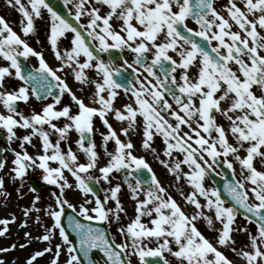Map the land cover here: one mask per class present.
I'll use <instances>...</instances> for the list:
<instances>
[{
    "label": "snow or ice",
    "instance_id": "snow-or-ice-1",
    "mask_svg": "<svg viewBox=\"0 0 264 264\" xmlns=\"http://www.w3.org/2000/svg\"><path fill=\"white\" fill-rule=\"evenodd\" d=\"M62 2L66 9L71 6V20L51 0H6L20 14L25 37L34 34L36 21L48 14L55 67L0 16V58L7 62L0 66V88L9 77L23 82L10 92H0V105L7 113H0V129L9 144L0 151L13 153L14 180L23 181L30 169H38L44 182L60 189L52 193L53 203L44 210L52 223L37 237L50 246L32 253L26 264H34L46 253H51L49 264H61L62 255L63 264H99L93 250L102 254L103 264H131L133 256L138 264H149L148 258H153V264H234L220 248L230 249L243 264H264V0H226L221 9L215 0ZM189 20L198 27H188ZM66 33L71 34V46L61 49ZM111 50L133 54L132 64L123 63L134 73L135 84L127 77L117 80L122 74L112 60L96 54ZM29 56L38 59L39 67L25 75L19 58ZM92 70L95 78L88 74ZM68 77L79 85L80 96L66 82ZM121 90L129 102L117 107ZM88 91L92 97L86 104ZM65 95L71 103H63ZM32 98L45 101L39 111L29 116L18 110V102ZM110 115L127 125L119 134L109 122ZM97 118L106 129L99 133L107 157L103 166H98L100 156L93 139ZM140 127L141 147L151 151L177 183L184 180L191 188L187 193L180 190L184 203L192 206L191 214L161 185L144 157L134 154L128 137ZM17 129L30 131L18 136ZM73 132L78 134L75 143L85 162H79L70 143L61 147V142H70ZM53 134L55 142L50 139ZM121 135L127 139L121 140ZM157 135L163 138L167 160L152 147ZM33 137L40 142L37 154L26 148ZM13 142H18L19 150L11 149ZM109 142L113 151H108ZM5 163L0 158V169ZM234 165L240 169L238 175ZM217 168L231 172L223 185L227 201L218 188L205 184L213 175H225ZM144 171L149 173L147 179ZM114 174L121 177L115 184ZM101 182L108 185L103 198L91 186ZM3 183L0 178V188ZM124 186L135 202V216L126 225L121 222V214L127 213L119 198ZM73 187L82 193L79 205L65 198V190ZM65 207L73 213L67 216V228ZM32 210L26 209L25 215ZM237 216L255 224V233L234 227ZM93 221L116 222L121 241L117 243ZM199 221L216 233L215 243L199 230ZM9 222L0 220L5 226L0 236ZM234 231L248 232V250L236 246ZM57 234L60 243L53 250L51 241Z\"/></svg>",
    "mask_w": 264,
    "mask_h": 264
},
{
    "label": "rangeland",
    "instance_id": "rangeland-1",
    "mask_svg": "<svg viewBox=\"0 0 264 264\" xmlns=\"http://www.w3.org/2000/svg\"><path fill=\"white\" fill-rule=\"evenodd\" d=\"M14 17V16H13ZM10 26L13 27V30L17 32V34H20L21 26L19 20H6ZM23 38V36H21ZM2 60V59H1ZM90 77H95V71H89ZM8 84H5L3 89L1 91H8L7 89ZM14 88H18V86L12 85ZM81 95V94H80ZM85 103H89L92 97V92L85 95ZM129 98L125 94H120V96L117 98L116 105L119 107L120 105L124 103H128ZM63 103L67 104V98L64 96ZM35 108H41V104H37L34 106ZM0 113H6V109L3 108L2 105H0ZM142 119V118H138ZM109 122L112 124L113 128L117 130L118 134L122 127H126V123L118 122L114 119H112L111 115L109 116ZM102 123L100 122L95 127L100 128L102 127ZM185 131V130H184ZM17 135L22 136L26 134L23 131L17 130ZM134 145V154L136 156H142L146 160V162L150 165L153 173H155L157 179L163 185L167 192L177 201V203L180 205L182 210H184L186 213L191 214L192 213V206L186 205L184 203L183 197L180 195V190H183L185 193L191 191V188L189 185L184 181L181 180L179 183L175 180V177L159 162V160L154 158V154L151 151L145 150L141 147V142L143 139L142 136V127L138 128V130L135 132V134L130 133L129 137ZM121 140H126L127 138L123 135L120 136ZM26 148L30 154H37L39 149L34 148ZM108 151H112L114 149L113 143L109 142ZM11 149H18L17 142H13L10 145ZM152 147L156 149V152L160 154L161 159H169L168 157L163 156V149H164V143L163 138L161 136H154L152 141ZM9 148V146H8ZM6 148V149H8ZM100 156L99 164L98 166H103L107 157L103 154L104 152L101 150H97ZM243 154V153H242ZM13 153L10 150H4V160H5V167L3 169H0V178L3 179V187L0 188V220H9V224L6 226L7 231L4 233V235L0 236V249H10L6 252H0V260L4 261V264H26V260L28 257L34 253L35 251L42 250L45 247L50 246L48 242L42 241L37 239V237H40L44 234V230L46 226H50L52 221L50 218L45 214V209L48 208L50 204L53 203V196L52 193L56 192L59 193L60 189L55 185H49L47 189L43 190L40 194H35L31 191L29 186L25 182V178H23V181L21 180H14L13 173L11 172L12 164L11 161L13 159ZM80 161L82 159L79 158ZM53 167L57 166L55 164L52 165ZM31 174H34L35 176H42L41 171L38 169H31ZM185 170L186 167H185ZM238 171V170H237ZM240 171V170H239ZM238 171V173H239ZM65 177L69 180L70 183L74 184L73 178L66 175V171L64 173ZM94 175H99L98 172H94ZM115 175V174H114ZM116 176V175H115ZM42 180V178H41ZM43 181V180H42ZM45 184L46 182L43 181ZM118 183L117 178L113 180V184ZM103 188V195H105V189L108 187L107 184L101 182L100 183ZM206 186L213 187L212 184L207 180L205 182ZM39 197L38 200H36V197ZM65 198L74 205H79L82 200L83 196L82 193H80L75 187L72 189H66L65 190ZM91 198V197H90ZM119 198L121 203L123 204L125 211L127 215L125 216L126 219L124 221H121L123 224H127L130 222L132 218L135 216V202L129 197L128 190L122 188L121 192L119 193ZM35 200V204H33V201ZM203 202V201H202ZM109 207L113 206V202L109 201L108 203ZM26 209H33L29 212V214L25 215ZM39 209V211L35 210ZM14 217V220H13ZM37 218H39V222H37ZM144 222H147V218H142ZM242 221L239 219H236L235 226H243L241 224ZM4 225H0V229L4 228ZM197 227L199 230L205 235L206 238H208L210 241L215 243V237L216 233L213 231H210L207 227V225L203 221L197 222ZM219 227V225H217ZM110 229L112 232L113 237L119 243L121 241V237L117 233V224L116 222L110 223ZM256 229L251 228L249 232L255 233ZM25 233H29V236H25ZM234 239L236 242H239L240 237L243 236L241 233L238 234L235 231L232 233ZM246 236V235H244ZM60 243V238L58 234L53 238L51 241V246L53 247L55 244ZM21 244H26L27 246L24 248H21ZM12 245H16L15 248H12ZM236 246H240V244L236 243ZM149 247H152L150 244ZM241 247V246H240ZM222 252L231 251L230 249L220 248ZM51 259V253H46L43 257H39L37 261L34 262V264H49ZM64 256L62 255L60 260L61 264H63ZM131 264H138V259L136 257H131Z\"/></svg>",
    "mask_w": 264,
    "mask_h": 264
},
{
    "label": "flooded vegetation",
    "instance_id": "flooded-vegetation-1",
    "mask_svg": "<svg viewBox=\"0 0 264 264\" xmlns=\"http://www.w3.org/2000/svg\"><path fill=\"white\" fill-rule=\"evenodd\" d=\"M226 2V0H215V6L218 8V9H221L223 4ZM251 18V17H250ZM188 27H191V28H197L198 26L191 20H189L188 22ZM49 30L50 29H46V31L48 32V36H49ZM233 30H237L235 29V27L233 28ZM48 36H47V39H44L45 42H48L49 43V40H48ZM215 43V42H213ZM71 46V34L70 33H66L65 34V37H62L61 38V42H60V47L61 49H64V48H70ZM49 48H50V44H49ZM50 51H51V48H50ZM124 52H127V54L129 55V51H124ZM52 53V51H51ZM100 57L105 60V61H108L109 60V52L108 53H101ZM52 58L55 59L53 53H52ZM56 60V59H55ZM129 64H132L133 63V55L130 56V61H128ZM122 66L126 67V65H124V63L122 64ZM135 67V66H134ZM141 70V72H143V69H139ZM220 122V121H219Z\"/></svg>",
    "mask_w": 264,
    "mask_h": 264
},
{
    "label": "water",
    "instance_id": "water-1",
    "mask_svg": "<svg viewBox=\"0 0 264 264\" xmlns=\"http://www.w3.org/2000/svg\"><path fill=\"white\" fill-rule=\"evenodd\" d=\"M231 178H230V176H226L223 180H222V182H218L215 178H214V182H215V184L218 186V188H219V190H220V192H221V196H222V198L223 199H227L228 200V197H227V194L224 192V189H223V185H224V183L227 181V180H230ZM65 222H66V224H65V227L67 228V217H66V219H65ZM68 231H69V234L75 239V234L74 233H71V230L70 229H68ZM98 252V250H93V252ZM99 253V252H98ZM99 255H101L102 256V254H100L99 253ZM149 264H153V259H149Z\"/></svg>",
    "mask_w": 264,
    "mask_h": 264
}]
</instances>
